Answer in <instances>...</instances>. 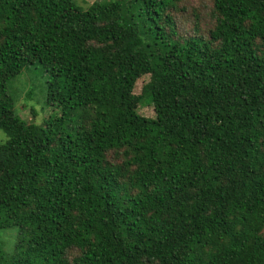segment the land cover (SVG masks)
Here are the masks:
<instances>
[{
	"label": "trees",
	"instance_id": "trees-1",
	"mask_svg": "<svg viewBox=\"0 0 264 264\" xmlns=\"http://www.w3.org/2000/svg\"><path fill=\"white\" fill-rule=\"evenodd\" d=\"M208 1L0 0V264H264V0Z\"/></svg>",
	"mask_w": 264,
	"mask_h": 264
},
{
	"label": "rangeland",
	"instance_id": "rangeland-1",
	"mask_svg": "<svg viewBox=\"0 0 264 264\" xmlns=\"http://www.w3.org/2000/svg\"><path fill=\"white\" fill-rule=\"evenodd\" d=\"M98 1L105 0H76L85 9ZM184 7L188 8L189 13L192 10H196L198 13L204 14V16H206L208 11L212 10V4L208 0H205V2L201 0H185ZM48 81V73L41 69L40 66L33 65L25 69L21 75L8 84V93L15 100L16 111L22 119L42 125L51 115H60L58 108L47 104L45 91ZM149 81V75L140 78L135 85L134 93L140 95ZM137 111L141 116L156 118V111L153 105L146 103L139 106ZM4 138V134L0 131V140ZM16 236V230L0 231V243L4 245L5 250H12Z\"/></svg>",
	"mask_w": 264,
	"mask_h": 264
}]
</instances>
